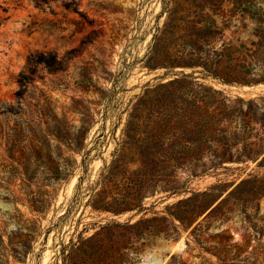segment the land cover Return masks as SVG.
Segmentation results:
<instances>
[{
  "label": "rangeland",
  "instance_id": "1",
  "mask_svg": "<svg viewBox=\"0 0 264 264\" xmlns=\"http://www.w3.org/2000/svg\"><path fill=\"white\" fill-rule=\"evenodd\" d=\"M188 9L194 6L185 0H0V264H95L98 252L107 255L104 264H225L218 248L230 240L242 244L239 254L256 247L257 261L264 258V236L259 243L244 234L237 210L225 224L204 222L197 236L192 231L203 216L175 238L143 244L136 230L101 228L131 214L112 216L88 204L133 106L181 72L169 67L176 53L161 29L171 13L186 16ZM234 29L222 38L247 39ZM246 65L236 73L241 81L264 75L262 62ZM197 80L232 98L264 94L262 82ZM226 165L217 175L209 169L179 176L199 191L220 184L223 198L249 173H264L253 161ZM165 194L145 199L154 205L145 218L189 195L160 199ZM261 205L264 213V198Z\"/></svg>",
  "mask_w": 264,
  "mask_h": 264
},
{
  "label": "trees",
  "instance_id": "2",
  "mask_svg": "<svg viewBox=\"0 0 264 264\" xmlns=\"http://www.w3.org/2000/svg\"><path fill=\"white\" fill-rule=\"evenodd\" d=\"M185 1L194 9L181 17L171 13L161 29L162 40L176 53L169 67L182 70L175 73L176 78L160 84L154 95L133 106L122 128L123 140L102 170L88 204L112 216L131 214L124 222L111 219L101 228L136 230L146 239L143 244H153L157 238H175L180 227L187 229L203 216L192 231L197 236L204 222L225 224L235 210L244 221V234L251 233L252 241L261 243L258 239L264 236V173H249L223 198L227 188L220 184L194 190L189 179L181 181L179 173L189 171L198 176L213 169L217 175L220 167L230 169L227 162L248 161L264 169V94L247 100L232 98L222 89L197 80L212 79L228 85L264 83V75L250 81H241L236 75L243 72L246 64L251 66L254 59L264 66V0ZM246 19L253 21L252 27ZM233 28L234 34L246 33L247 39L222 38ZM53 63L59 69L60 62L54 55ZM187 68L192 72H183ZM197 71L200 75H195ZM160 193H166L160 196L162 200L189 195L167 205L162 216L145 218L154 206H145V199ZM1 237L0 234V240ZM241 247L239 241L231 240L221 245V261L264 264V258L257 261L256 247L245 255L239 254ZM96 252L97 249L93 254ZM105 259L107 255L98 252L94 263L104 264Z\"/></svg>",
  "mask_w": 264,
  "mask_h": 264
}]
</instances>
